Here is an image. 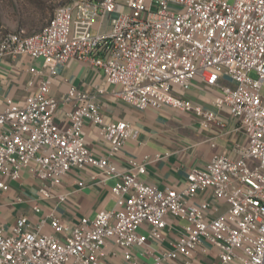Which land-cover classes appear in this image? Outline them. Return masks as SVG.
<instances>
[{"label":"built area","instance_id":"obj_1","mask_svg":"<svg viewBox=\"0 0 264 264\" xmlns=\"http://www.w3.org/2000/svg\"><path fill=\"white\" fill-rule=\"evenodd\" d=\"M19 55L41 61L29 68L40 81L23 103L8 102L0 110V190L8 189L3 179L17 180L23 170L45 197L72 168L93 166L103 178L118 180L111 188L114 208L91 220L70 224L49 215L34 229L24 215L8 229L0 220V264H98L107 242L128 264H140L132 247L159 241L169 215L186 225L173 248L153 254L150 264L180 257L189 264L192 250L203 243L218 249V264H264V0H67L37 33L0 38V57ZM70 59H88L118 87L115 96L137 110L167 105L207 123L215 115L180 96L197 78L216 90L247 144L236 158L216 154L192 168L181 189L159 190L141 181L145 165L134 159L118 171L109 158L135 137L128 122H104L94 96L75 88L64 98L71 105L67 126L54 121L58 100L49 86ZM85 120L99 126L106 156L95 157L85 145ZM206 189L226 204L212 218L216 204L191 202ZM33 210L40 212L37 205ZM46 223L49 230L42 232ZM143 224L148 234L139 233Z\"/></svg>","mask_w":264,"mask_h":264},{"label":"crops","instance_id":"obj_2","mask_svg":"<svg viewBox=\"0 0 264 264\" xmlns=\"http://www.w3.org/2000/svg\"><path fill=\"white\" fill-rule=\"evenodd\" d=\"M108 29L106 19L103 30ZM92 30L95 31V26ZM31 66L40 67L41 61L27 55L0 57V110L8 102L23 103L37 90L40 78L29 72ZM70 88L93 95L104 122L126 121L133 127L135 137L128 140L109 161L118 171H126L130 159L144 163L145 172L138 175L139 179L159 190L183 188L186 175L192 168L205 165L216 154L236 158L239 149L247 144L245 135L232 121L228 110L217 100L216 90L204 86L197 78L191 80L180 96L203 111L212 112L215 117L207 123L192 111L167 105L137 110L115 96L118 87L108 84L103 72L88 59H70L57 68L49 86V95L58 100L54 121L60 127L68 124L65 113L71 105L64 98ZM98 89L103 92L98 93ZM83 131L85 145L93 155L97 158L106 156L108 144L99 135V126L85 120ZM117 180V177L103 178L100 170L93 166L72 168L51 189L50 196L45 197L39 191V182L23 170L17 180L3 179L8 189L0 190V220L7 229L22 215L27 217L30 229L36 227L40 218L49 215L70 224L78 223L81 218L91 220L99 211L114 208L115 197L111 188ZM60 194L65 195L63 200H59ZM201 201L217 205V210L208 216L210 218L226 210L223 201L216 203L213 200L210 189L199 191L191 198L195 204ZM35 205L40 208L39 213L34 212ZM185 225L184 219L169 215L159 241L148 239L144 245L132 247L135 260L140 264H150L153 254L172 249ZM47 230L46 223L41 231ZM148 232L147 225L140 226L139 233ZM188 260L189 264H218V249L203 243L192 250ZM186 262V258L180 257L163 264ZM98 264L128 263L121 251L107 242Z\"/></svg>","mask_w":264,"mask_h":264},{"label":"rangeland","instance_id":"obj_3","mask_svg":"<svg viewBox=\"0 0 264 264\" xmlns=\"http://www.w3.org/2000/svg\"><path fill=\"white\" fill-rule=\"evenodd\" d=\"M67 0H0V38L7 32L16 30L19 20L32 23L44 15V11L53 9ZM121 3L124 0H120ZM127 13V9H125ZM264 97V82L260 91Z\"/></svg>","mask_w":264,"mask_h":264},{"label":"trees","instance_id":"obj_4","mask_svg":"<svg viewBox=\"0 0 264 264\" xmlns=\"http://www.w3.org/2000/svg\"><path fill=\"white\" fill-rule=\"evenodd\" d=\"M55 7L56 6H54L53 9L49 8L48 10H45L44 15H42L39 20L33 21L30 24L27 22H23V20L22 21L19 20L17 23V26H16L17 27L16 30H14L12 32L23 31V33L26 35H31V34L37 33L48 23V21L50 20L52 14H53ZM7 33H9V32H7Z\"/></svg>","mask_w":264,"mask_h":264}]
</instances>
